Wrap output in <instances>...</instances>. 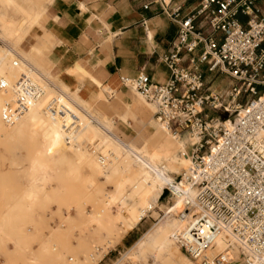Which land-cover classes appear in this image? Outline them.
Here are the masks:
<instances>
[{"label":"built area","instance_id":"2783aa9c","mask_svg":"<svg viewBox=\"0 0 264 264\" xmlns=\"http://www.w3.org/2000/svg\"><path fill=\"white\" fill-rule=\"evenodd\" d=\"M153 2L178 25L165 57L171 78L157 83L143 73L122 75L120 81L155 106L156 120L174 139L188 141L191 165L174 183H187L195 196L179 213L183 226L173 238L198 264H264V0H200L188 14L167 0ZM220 74L232 79L227 94L208 78ZM53 88V81L29 63L13 84L2 79L0 90L11 96L3 122L14 125L45 100L44 111L74 142L82 120L50 94ZM115 91L105 94L112 98ZM168 193L173 195L171 188ZM222 236L227 247L211 254ZM235 250L238 262L231 257ZM112 264L138 263L126 253Z\"/></svg>","mask_w":264,"mask_h":264},{"label":"rangeland","instance_id":"374dc122","mask_svg":"<svg viewBox=\"0 0 264 264\" xmlns=\"http://www.w3.org/2000/svg\"><path fill=\"white\" fill-rule=\"evenodd\" d=\"M17 1L22 9L29 12L36 7L26 0ZM22 14L24 12H18L15 18H22ZM34 24L35 22L30 23L26 32L19 33L14 32L18 27L17 24L0 22L1 80L4 79L9 84H13L21 72L19 67L14 66V61L18 59L20 62H26L25 60L29 59L30 55L25 51L30 48L27 34ZM27 62L31 63L29 60ZM32 65L47 74L43 65ZM48 77L57 85L54 77L49 75ZM208 78L213 80L215 87L225 94L228 93L232 82L228 75L220 74L217 77L208 75ZM104 89L100 93L101 101L79 106L87 107L92 114L98 113L104 100H107ZM51 91L55 93V90L51 89ZM138 96H141L145 104L155 111L153 105L141 94ZM0 97L7 102L11 96L8 92L0 90ZM45 103L41 101L30 107L28 112L12 126L3 122L2 111L0 112V196L4 192H11L14 195L7 204L0 202V221L7 207L16 199H20L28 184L27 171L32 158L37 155L40 148L41 131L47 119V113L44 111ZM107 116L114 124L107 137L110 138L109 135L115 134L125 143L132 141L140 133L145 134L146 131L147 134L149 131L150 142L154 143L158 138L153 136V131L156 130L161 134L165 130L158 125L160 123L155 117L145 129L132 118L129 119L128 125V122L110 113ZM100 117L102 119L103 115L101 114ZM80 118L85 125L89 117L81 115ZM86 130L79 131L80 135L84 133L82 136L77 135L75 141H72L73 144L77 143V148L67 151L68 162L70 161L76 170V178L67 184V180L60 177V173L68 168L67 162L59 161L57 170L54 172V175L59 177L57 190L48 192L33 208H23L25 211H19L7 219L12 230L11 235L20 238L22 245L21 248L14 249L8 245L9 242L1 240L0 264H71V258L77 260L79 264H112L126 253L138 264H163L156 262L150 256L132 255L130 248L156 223L162 221L163 224L172 228L177 222L180 210L174 211L176 197L173 198V195L168 193L169 187H166L168 184H161V190L155 193L152 200L157 215H154L153 211L149 212L138 224V228L134 227V231L132 230L133 232H130L126 238L124 237L128 232H124L120 225L112 231L99 233L88 224L91 213L103 210L106 196L114 190V185L104 182L91 165V160L98 161L100 156L107 154L105 152L107 148L102 149L103 152L98 149V140L92 143V134L86 136ZM181 174L182 171L177 175ZM67 214H71L73 220L66 221ZM173 245L177 246L174 242ZM135 250L138 254V249ZM181 251L187 255L184 250ZM230 253L233 262H238L240 259L238 251Z\"/></svg>","mask_w":264,"mask_h":264},{"label":"crops","instance_id":"0c3cea01","mask_svg":"<svg viewBox=\"0 0 264 264\" xmlns=\"http://www.w3.org/2000/svg\"><path fill=\"white\" fill-rule=\"evenodd\" d=\"M26 1L36 6L28 13H41L39 23L27 34L30 48L25 51L31 59H26V63L29 60L43 65L47 74L56 79L55 88L63 89L59 93H65L73 101L78 96L92 104L101 101L103 88L115 89V96L106 98L96 114L79 106V113L91 118L95 128L110 134L114 124L108 113L123 118L128 125L132 118L143 128L149 127L155 117L153 109L139 99L133 89L122 86L120 76L136 77L144 73L157 83L170 80L172 72L165 57L172 50L178 25L163 12L161 5L154 0ZM199 1L167 0L172 6H182L183 14L192 11ZM148 3L152 4L147 8ZM87 127L85 122L82 131ZM148 134L146 131L141 135L148 139ZM63 156L68 157V154ZM63 156L54 154L57 160H62ZM30 166L28 184L22 193L30 187ZM57 167L44 166L42 170L58 185L59 177L54 175ZM12 197L11 192H4L0 202L7 204ZM132 230L134 228L124 238Z\"/></svg>","mask_w":264,"mask_h":264},{"label":"bare ground","instance_id":"6f19581e","mask_svg":"<svg viewBox=\"0 0 264 264\" xmlns=\"http://www.w3.org/2000/svg\"><path fill=\"white\" fill-rule=\"evenodd\" d=\"M18 12H24L22 14L23 17L20 19L15 18ZM40 15L39 11L33 14L28 13L22 9V6L16 0H0V22L17 24L18 27L14 32H26L30 23L39 21ZM25 56L28 57V55ZM29 59H31L30 56ZM26 65V62L21 61L19 69L21 71L24 70ZM65 89L67 90V88ZM108 89L105 88L104 93ZM53 90H55V93L50 91L51 95L57 94L64 104L81 116L79 105H85L87 102L78 96H75L74 101L69 99L64 95L65 93H59L63 89L58 91L53 88ZM133 90L138 94V91ZM138 98L143 100L141 96H138ZM5 103L6 100L0 97V112ZM153 107L155 108L154 105ZM122 121L125 122L123 118ZM86 123L88 126L87 130L85 129L86 136L92 134V143L98 140V149L104 150L107 148L105 151L107 154L100 156L98 161L91 160V165L98 175L103 178L104 182L113 183L114 185V190L106 196L103 210L91 213L88 218V224L99 233L112 231L119 225L124 232H129L149 212L153 211L154 215H157L152 200L155 197V193L161 190V184H168L166 187L171 188L173 198L176 197L174 211L176 209L180 210L177 222L173 224L172 228L163 224L162 221L156 223L139 241L131 246L130 254L150 256L156 262H162L163 264H196L197 262L195 263L181 251V248L173 238L174 232L183 226L179 213L184 210L187 199L195 196V190L187 183H174L178 176L177 174L181 171L183 174L191 165V159L186 155L187 141L174 139L162 124H158L164 127L165 130L161 134L156 130L153 131V136L158 138L157 142H150L149 138L147 139L138 134L132 141L125 143L115 134L109 135V138L107 137L109 133L101 130L96 131L91 118H88ZM82 134L80 135V132L77 133L78 136H82ZM40 138V148L37 155L34 156L29 169L30 187L25 190L20 199H16L7 207L3 213L2 221H0V241L9 242L8 245L14 249L21 248L22 243L20 238L11 235L12 230L7 219L22 211L23 208H33L46 196L48 191L57 190L56 180L49 178V175L42 170V167L58 165L61 160L55 159L54 154L61 153L62 156L66 155L67 151L77 146L76 143L73 144L72 141L67 139L61 122L53 119L48 114ZM49 158L52 160L49 161ZM62 160L67 162L65 163L68 168L60 173V177L65 178L67 184H70L76 178V170L73 168L72 163L68 162L67 156H63ZM173 183L175 187L172 188L170 184ZM65 220L71 221L73 216L67 214ZM173 242L180 249L174 246ZM226 247L227 243L222 236L217 239L216 248L211 251V254L214 255L219 251H223ZM135 249H138V254L135 253ZM73 261L79 264L77 260L73 259Z\"/></svg>","mask_w":264,"mask_h":264}]
</instances>
